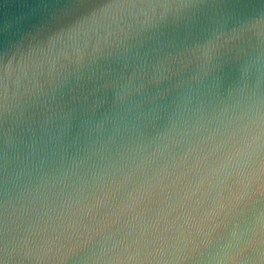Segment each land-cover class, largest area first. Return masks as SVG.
Here are the masks:
<instances>
[{
    "label": "clouds",
    "instance_id": "1",
    "mask_svg": "<svg viewBox=\"0 0 264 264\" xmlns=\"http://www.w3.org/2000/svg\"><path fill=\"white\" fill-rule=\"evenodd\" d=\"M5 8L0 264H264V0Z\"/></svg>",
    "mask_w": 264,
    "mask_h": 264
},
{
    "label": "water",
    "instance_id": "2",
    "mask_svg": "<svg viewBox=\"0 0 264 264\" xmlns=\"http://www.w3.org/2000/svg\"><path fill=\"white\" fill-rule=\"evenodd\" d=\"M24 2V0H0V15L4 14L8 9L5 8V5H16Z\"/></svg>",
    "mask_w": 264,
    "mask_h": 264
}]
</instances>
